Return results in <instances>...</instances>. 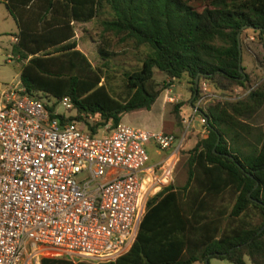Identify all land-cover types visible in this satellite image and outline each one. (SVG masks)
Instances as JSON below:
<instances>
[{
  "label": "trees",
  "instance_id": "trees-1",
  "mask_svg": "<svg viewBox=\"0 0 264 264\" xmlns=\"http://www.w3.org/2000/svg\"><path fill=\"white\" fill-rule=\"evenodd\" d=\"M3 3L17 26L11 52L20 61L24 92L68 97L70 106L56 116L79 119L90 132L103 123L114 125L123 112L150 107L157 95L153 68L168 77L166 85L184 80L190 96L196 83L192 100L200 80L221 94L237 85L246 90L203 105L207 129L187 149L184 181L166 183L146 198L124 252L105 261L40 256L39 264H192L209 257L233 264H246V257L250 264H264V121H247L264 106V78L249 81L238 64L236 43L237 32L240 46L244 30H250L264 60V0ZM97 15H103L96 48L103 62L115 53L114 42L143 50L139 65L122 73V95L107 89L104 69L91 64L73 38V22ZM180 103L173 105L179 130ZM87 114L96 119L87 120Z\"/></svg>",
  "mask_w": 264,
  "mask_h": 264
},
{
  "label": "built area",
  "instance_id": "built-area-1",
  "mask_svg": "<svg viewBox=\"0 0 264 264\" xmlns=\"http://www.w3.org/2000/svg\"><path fill=\"white\" fill-rule=\"evenodd\" d=\"M198 88L187 109L178 105L177 137L120 120L90 132L79 119L56 116L57 105L70 106L68 97L39 98L19 80L0 82V264H39L40 256L105 261L124 252L146 198L168 182L169 161L187 127L196 121L206 131L203 105L246 91L216 93L204 80ZM148 142L168 150L151 166L145 165Z\"/></svg>",
  "mask_w": 264,
  "mask_h": 264
},
{
  "label": "rangeland",
  "instance_id": "rangeland-1",
  "mask_svg": "<svg viewBox=\"0 0 264 264\" xmlns=\"http://www.w3.org/2000/svg\"><path fill=\"white\" fill-rule=\"evenodd\" d=\"M100 16L97 15V17L84 22H73V38L75 39L76 47L86 55L91 64L102 66L105 72L104 83L106 84L107 89L112 94L122 95V73L124 70H131L139 65V60L143 55V50L141 47H134L129 42H114L112 48L114 49L115 53L111 54L110 57L103 62V59H101V57L96 52V48L100 44L98 41V33L100 31ZM15 33V22L12 16L7 12L3 1L0 0V82H8L10 80L13 82L18 81L19 65L16 63V60L13 57L8 59L6 56L11 51L10 47L12 43L10 36ZM249 36H252V32L247 29L244 30V34H242V43L239 46V66L242 65L244 67L243 71L248 74L249 81L254 79H256L255 81H260L264 78V60L260 59V57H262V52L259 49V44L255 40L254 35L253 38H249ZM256 53L258 54L259 58H256ZM167 79L168 77L164 73L156 68H153L152 80L155 88L157 89V95L150 107L148 109L139 108L123 112L119 120L121 122L129 123L135 126H142L146 128L160 127L162 130L165 128L166 131L179 132L180 130L178 129L175 121L173 105L175 102L181 101V106H185L187 109L186 105L192 96H190V90L188 89L187 83L184 80H174L173 82L166 85L165 83ZM204 81L212 91H216L217 93V89L207 83L206 80ZM232 88H235V90L238 92L240 91V86L238 85ZM232 88L226 90V95L229 94V91L231 92ZM167 96H170L171 99L167 100ZM231 96L232 94H230L229 97ZM57 109L61 112H66V109L60 105H57ZM247 121L252 125H260L264 121V106H262ZM169 125L175 127V129L172 130L169 128ZM201 127L202 126L196 121L187 127V131L185 132L181 145L179 148L177 147L178 151H176L175 156L169 161L170 178L167 183L172 182L174 184H179L184 181V160L187 155V149L191 147L193 141L198 136H201ZM175 135L178 137L179 133H175ZM146 151L148 158L145 164H150L163 155V153H165L164 150L157 149L151 142L146 143ZM78 176L79 174L76 175V177ZM85 260L92 261L89 259ZM198 263L199 262H196V264ZM30 264L35 263L31 262ZM207 264L233 263H230L225 259L209 257L207 259Z\"/></svg>",
  "mask_w": 264,
  "mask_h": 264
},
{
  "label": "crops",
  "instance_id": "crops-1",
  "mask_svg": "<svg viewBox=\"0 0 264 264\" xmlns=\"http://www.w3.org/2000/svg\"><path fill=\"white\" fill-rule=\"evenodd\" d=\"M3 1V0H2ZM16 25V24H15ZM16 30H17V26H16ZM73 36H74V34H73ZM10 50H11V47H10ZM11 52V51H10ZM12 53V52H11ZM13 54V53H12ZM14 55H16V54H14ZM15 60H16V63L19 65L20 64V61H18V59L17 58H14ZM18 70H19V68H18ZM121 116V115H120ZM169 128H171L172 130H174L175 129V127H173V126H170L169 125ZM149 129H153V130H162L160 127H157V128H149ZM163 131H166L165 130V128H164V130ZM178 131V130H177ZM170 132H172V133H178V132H173V131H170ZM201 135H205V132H202L201 131ZM194 142V141H193ZM156 147V146H155ZM157 148V147H156ZM157 149H159V148H157ZM162 150H164L165 151V153H163V155H161L157 160H155V161H153V162H151L150 164H145L146 166H151V165H153L154 163H157V162H159V161H162L163 160V158L165 157V155H166V153L168 152V150L167 149H162ZM165 185V184H164ZM163 186V185H162ZM153 194V193H152ZM196 262H199V261H194L192 264H196ZM245 262H246V264H250L249 262H248V260H247V258L245 257ZM198 264H204L203 262H199Z\"/></svg>",
  "mask_w": 264,
  "mask_h": 264
},
{
  "label": "water",
  "instance_id": "water-1",
  "mask_svg": "<svg viewBox=\"0 0 264 264\" xmlns=\"http://www.w3.org/2000/svg\"><path fill=\"white\" fill-rule=\"evenodd\" d=\"M236 43H237V47H238V49H239V38H238V32L236 33ZM238 58H239V50H238ZM238 64H239V62H238ZM195 82H196V77H195ZM195 87H196V83L194 84V89H193V92H192V95L191 96H193V94H194V92H195ZM216 140H217V138L215 139V142H216ZM264 225V223L261 225V227ZM261 227H259V229L257 230V232L260 230V228ZM204 264H206L207 263V258H204Z\"/></svg>",
  "mask_w": 264,
  "mask_h": 264
}]
</instances>
